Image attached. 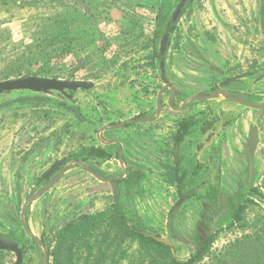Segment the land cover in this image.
<instances>
[{"label": "rangeland", "instance_id": "obj_1", "mask_svg": "<svg viewBox=\"0 0 264 264\" xmlns=\"http://www.w3.org/2000/svg\"><path fill=\"white\" fill-rule=\"evenodd\" d=\"M159 2L0 0V81L27 76L69 80L74 74V80L93 83L88 91L78 90L72 95L66 92L69 98L59 93L44 95L42 100L33 99L36 95L30 92L0 95V235L17 239L24 248V264L38 263L36 247L14 219V213H20L26 197L51 165L85 147L100 145L95 135L104 125L154 114L162 84L160 60L152 74L142 69L139 61L144 54L143 42L155 32ZM165 14L169 17L170 12L165 10ZM263 14L264 0H192L171 32L164 61L166 76L178 88L180 99L210 94L224 81L241 77L244 85L237 91L242 90L246 100L264 102V80L256 82L264 73ZM162 34L157 38V51ZM99 37L109 44L110 54L100 58L99 45L90 54L81 49ZM67 47H71L72 55H65ZM112 48L118 55L115 60ZM61 50L64 54L58 57ZM75 57L83 60L84 69L75 70L81 66ZM250 73L254 75L246 78ZM93 74L98 77L92 78ZM21 96L29 98L27 103L19 101ZM162 100L156 121L106 133L125 139L126 157L141 167L145 177L144 195L139 198L133 193L130 207L121 210L129 226L152 229L148 231H158L159 237H165L166 215L177 200L175 186L169 185L164 176L174 165L172 136L179 120L193 117L200 121L196 138L188 141L190 154L202 168H208L212 150L220 151L221 158L229 163L223 171H235L236 180L243 178L240 190L245 192L236 215L230 219L222 216L207 253L197 264L219 260L238 240L264 239V110L218 97L191 102L185 110L176 112L167 106L166 98ZM77 112L89 120L81 121ZM208 124L211 127L202 133ZM252 126L257 128L258 144L246 180L245 144ZM109 152L112 159L98 164L100 172L107 175L119 171L115 150L109 148ZM222 188L226 194L223 198L239 189L236 184ZM113 206L110 186L76 168L31 205L29 225L38 238L42 233L47 236V248L51 249L57 229L84 214ZM102 239V235H95V253L87 259L82 257L77 264H97ZM110 241L101 244L105 251L107 245L110 247L100 264L112 261L119 240ZM120 244L126 253L123 256L119 250L114 258L124 257L127 262L129 257H138L134 252L136 242ZM187 255L185 249L176 253L179 261ZM14 262L13 253H0V264Z\"/></svg>", "mask_w": 264, "mask_h": 264}, {"label": "flooded vegetation", "instance_id": "obj_2", "mask_svg": "<svg viewBox=\"0 0 264 264\" xmlns=\"http://www.w3.org/2000/svg\"><path fill=\"white\" fill-rule=\"evenodd\" d=\"M168 18L169 17H167V14H165V10H162L159 19L157 20V24L159 26V31L157 32V38H159V35L164 32L166 28V24L170 19ZM252 75L254 74L251 73L247 74L246 78L252 77ZM263 76L264 73L261 76H259L257 79ZM161 82L162 84L160 88L164 84L162 80ZM242 82H243V78L241 77L233 78L231 80H227L219 84L216 88L212 90V92L216 90H223L228 93H231L234 96L246 98V95L244 94V92L242 93V90L241 92L237 91L238 88L243 86L244 83ZM256 82L259 81L256 80ZM165 83L168 86L175 87L177 93L167 88L162 93V99L166 98V104L168 106L167 103L168 98L170 97V94H173L172 97L173 106L175 108H178L184 99H180L178 88L168 78L165 79ZM218 97H220V95H218L217 98ZM162 102L164 104L163 100ZM101 138L103 140H108V139H112L113 137L107 136L106 133L104 134L101 133ZM115 138L121 140L125 146L124 151L122 153V162L126 167L125 171L120 167L117 160V153L121 149L120 143L103 145L98 141L100 143V145L98 146H102L104 148L112 147V149L115 150V158H116L115 160L118 163L119 171L115 174H109V175L103 174V175H105L106 177H111V176L118 177L117 179H114V182L116 183V187H117V202L115 205V200H114V206L117 212L121 214V210L123 208L126 209L130 207L133 193H136L139 196V198H141L142 195H144L142 183L145 181V177L144 174L142 173L141 167L138 166L135 161L128 159L126 157L127 143L125 139L117 138V137ZM173 144H174V149H173L174 161L181 168L180 177L177 182V185L180 186V189H177L175 187V194L177 200L170 207L166 215V221L163 228V230L165 231V237L163 239L167 240L170 243L169 247L171 249L172 255L173 254L176 255L177 251L185 249L188 251L187 258H189L190 256L194 255L197 250L202 248L204 244L208 241L209 237L214 234L215 230L217 229V224L221 221L222 216H224L225 219L227 218L230 219L231 216L236 215L237 211L241 206V201H242L241 195L245 193L244 191L240 190L242 183L241 181L244 179L242 178L241 181L236 180L235 177L237 173L235 171L224 172L222 170L221 154L220 151L216 153V151H214L216 149L212 150L213 154L209 155L207 161L208 168H202V166H200V164H198V162L195 160L196 157L193 156L194 154L193 153L190 154L188 141H186L187 147L184 146L182 147V145H179L174 141ZM59 161H63L62 165L57 167L49 176L45 177L49 169ZM73 161L85 162L91 167V169H95V170L99 169L98 162H95L91 159L84 160L80 154L67 156L65 158L57 160L51 165V167L42 176L41 180H39V183L37 184V188L32 192H36L37 190L45 186L50 180H52L55 176H57ZM109 161L110 160L103 162H109ZM247 164L248 166L245 171L247 172V175L244 174V176H246L245 178L246 180L248 178L247 177L248 172L250 171L251 168L248 159H247ZM73 168H78V167L73 166ZM233 175H235V177ZM234 184H236V187L239 189L232 194H228L227 198H223L222 195H226V194L225 192H223L222 187H232V185ZM45 211L46 208H44V212ZM28 213L29 210L27 211V213L24 214L25 223L27 225H29L30 223ZM14 219L18 220L20 228L25 233L22 227L20 213L19 214L14 213ZM122 221L125 222L126 225H129L128 222H126L127 220L125 221L122 220ZM136 229L148 233H152L157 236L160 235L158 234V231H154V232L148 231L152 229H147V228L146 229L136 228ZM0 238L10 239L17 242V239L9 235H0ZM39 239L42 242L43 247L45 248V251L47 253L48 250L47 241H46L47 236H45V234L42 233L40 234ZM175 244H177V246ZM18 245L22 251V255L24 256V248L20 245V243H18ZM34 245L36 247V252L34 255H36V257L38 258L37 264H42V249L35 242ZM22 264H24V258Z\"/></svg>", "mask_w": 264, "mask_h": 264}, {"label": "trees", "instance_id": "obj_3", "mask_svg": "<svg viewBox=\"0 0 264 264\" xmlns=\"http://www.w3.org/2000/svg\"><path fill=\"white\" fill-rule=\"evenodd\" d=\"M178 2L179 0H160L159 8L157 11V20L160 16L162 5L165 4V10L168 11V14L170 12L169 17H171V14L176 8ZM191 2L192 0L188 1L187 8L189 7ZM262 26L264 28V15ZM173 29L174 26L170 27L169 31L172 32ZM97 43H99V47L102 50L100 52V58H103L104 55L106 56L110 54L111 49L109 50V44L107 46L106 40L100 37L94 38L93 40L87 42L81 49L88 50V54H90V51L94 46H96ZM68 45L69 43L67 44V46ZM113 51L114 54L112 58L113 60H115L118 55L114 49ZM64 53L65 55H72L71 47H67ZM64 53L63 50H61L58 57H61V55L63 56ZM88 58L89 55L87 58H85V61ZM100 58L97 61H99ZM75 59L77 60L78 64L79 62H81V66L77 67L75 70L84 69L86 67L81 58L75 57ZM152 59L156 60L157 62L161 60V57L158 55L157 50L154 51ZM97 69H99L97 71H101L100 68ZM73 75L74 74H71L68 79L74 80L75 77ZM93 75L94 76H92V78L98 77L95 74ZM53 78L58 77L54 76ZM69 93L70 95L73 94V92ZM34 94L36 96L33 99L42 100V97H44V94ZM37 95H39L40 98H37ZM18 99L24 104L29 100L28 97L23 96L19 97ZM77 115L80 117L81 121H85L86 119L89 120L88 118L82 116L81 113L78 114L77 112ZM142 117H144V115L137 116V118ZM199 121L200 120L195 121L193 117L182 118L181 120H179L176 124V131L173 136V141L185 147L186 144H182L183 142L189 141L192 138H196L194 134L197 133ZM210 127V124L205 125L201 129V132L204 133ZM109 148H104L101 146H90L83 148L78 154H80L84 160L91 159L95 162H98L99 164L103 161L112 159L113 155L109 152ZM180 173L181 168L179 167V165H177V163H175L174 166L168 168V172L164 175L165 181L169 185L175 186L177 189H180V186L177 185ZM122 220L125 221V217L119 214L115 206H113L110 209L84 214L76 218L75 220L66 223L65 225L57 229L54 233V244L51 249L47 250L48 264H77L82 257H85L87 259L96 251L92 244V238L95 235L103 236L102 241L99 242V248L97 250V264H100L103 258L106 257L105 252L109 250L110 247V245H107L105 251L104 247H101V244L104 241L109 240H112L109 243L114 242L115 240H119V242L115 245L114 253L111 254L112 258H110L112 261L108 264H197L207 253L210 244L213 241V235H211L204 246L197 250L194 255L186 258L183 261H179L173 257L169 246L156 242L154 239L142 234L135 233L132 228L129 225H126ZM126 241L136 242L137 248L136 250H134V252L139 254L137 258H135V256L132 258L128 256L130 259L127 260V262L124 257L114 258V254L119 252V250H121V254H123L124 256L126 251L124 248L120 247V243ZM1 252L4 251H0V253ZM50 259H53V262H51ZM211 264H264V239L257 238L250 240H238L229 246V248L224 252L222 258Z\"/></svg>", "mask_w": 264, "mask_h": 264}, {"label": "water", "instance_id": "obj_4", "mask_svg": "<svg viewBox=\"0 0 264 264\" xmlns=\"http://www.w3.org/2000/svg\"><path fill=\"white\" fill-rule=\"evenodd\" d=\"M189 0H179L176 8L171 14L170 19L168 20L166 24V28L161 36L160 42H159V49H158V55L161 57L160 63H159V70H160V77L161 80L164 82L163 86L159 89L157 95H156V100H155V112L152 116L149 117H144V118H130L126 119L120 122H117L115 124H109V125H104L96 133V137L98 141L103 144V145H111L114 143H120L121 144V149L117 153V160L120 165V167L125 171L126 167L122 162V153L124 151V143L116 138L108 139V140H103L101 138V133L105 131H114L117 129H121L127 125H133V124H146V123H151L154 122L158 119L161 110L163 108V102H162V93L165 89L169 88L171 91H176L175 87L173 86H168L165 83V79L167 78L166 76V68H165V56L167 53V47H168V41L169 37L171 35V32L169 31V28L172 26H175L180 19V17L183 15L185 10L187 9V3ZM159 19V18H158ZM159 31V26L157 24V32ZM264 79V76L261 77L259 80ZM93 88V83L90 81H80V80H64V79H53V78H47V77H38V76H27V77H18L14 79H8L5 81H0V95L4 93H11V92H21V91H27L31 93H36V94H44V95H49L51 93H59L63 94L67 98L68 96L66 92H76L78 90H83V91H88ZM177 95V94H176ZM220 95L222 101L226 102H231L234 104H237L239 106H243L246 108H250L253 110H264V102L262 103H257V102H252L249 100H246L243 97H237L234 96L226 91L223 90H216L210 94L206 95H193L190 96L189 98L185 99L182 104L178 107L175 108L172 103V97L173 94H170V97L168 98V106L176 111L180 112L183 111L187 108L188 104L191 102H205V101H211L218 99L217 96ZM258 144V131L256 127H251L248 132V138L246 141V152L248 156V162L250 167L253 164L254 161V156L256 152ZM63 161H59L55 165H53L49 171L46 173L45 177L49 176L57 167L62 165ZM73 166H76L86 173H88L90 176H92L95 180L101 183L108 184L112 190L113 197L115 200V205L117 202V187L116 183L114 182V179H117L118 177H106L101 173L99 170H93L91 167L81 161H73L71 162L64 170H62L57 176H55L52 180H50L45 186H43L41 189L37 190L36 192L30 193L27 197L25 202L22 204L21 210H20V217H21V223L23 230L25 231V234L33 240L39 247L42 249V264H47L48 263V256L45 251V248L43 247L42 242L40 239L33 233L32 228L30 225H27L25 223V217L24 214L27 213L31 205L35 202H37L39 199H41L48 191L49 189L56 184L58 181H60L67 172H71L75 170ZM132 230L137 233V234H142L144 236H147L149 238L154 239L156 242L165 244V245H170V243L155 235L152 233H148L142 230H138L136 228H132ZM0 251H5L9 253H13L15 255V262L14 264H22L23 263V255L22 251L19 248V245L16 241L10 240V239H2L0 238ZM173 257L176 260H179L175 254H173Z\"/></svg>", "mask_w": 264, "mask_h": 264}, {"label": "crops", "instance_id": "obj_5", "mask_svg": "<svg viewBox=\"0 0 264 264\" xmlns=\"http://www.w3.org/2000/svg\"><path fill=\"white\" fill-rule=\"evenodd\" d=\"M156 32H157V20H156V28H155V32L153 31V33H152V35H150L149 37H147L146 38V41L145 42H143V48H144V51H143V56L141 57V60L139 61V64L141 65V68L142 69H147L148 70V72L150 73V74H152V71L156 68V66H157V61L156 60H153L152 59V55H153V53H154V51L156 50V42H157V34H156ZM110 44H111V42H110ZM113 44V43H112ZM97 45H99L98 43L96 44V46ZM95 47V46H94ZM110 50V49H109ZM114 50H116V48H114ZM86 51V53H89V51L88 50H85ZM260 79V78H259ZM259 79H257L258 81H262V80H264V79H261V80H259ZM81 80V79H80ZM242 83H244V82H242ZM244 85V84H243ZM159 91V90H158ZM158 93V92H157ZM157 95V94H156ZM155 100H156V98H155ZM235 117V116H234ZM236 118V117H235ZM234 119V118H233ZM235 120V119H234ZM252 127H254V126H252ZM101 128V127H100ZM251 128V127H250ZM249 128V129H250ZM249 129H248V132H249ZM99 129H97L96 130V133H97V131H98ZM107 132H112V131H105V132H103L102 134H104V133H107ZM175 134V133H174ZM174 134H173V136H174ZM96 136V135H95ZM173 136H172V138H173ZM97 138V137H96ZM117 138H122V136H119V137H117ZM247 138H248V134H247ZM247 141V140H246ZM185 144H186V141L184 142ZM183 143V144H184ZM95 147H99V146H95ZM102 147V146H101ZM183 147V146H182ZM110 148H112V147H110ZM245 149H246V144H245ZM76 154H78V153H76ZM127 154V153H126ZM221 163H222V170H224V165H226V168H227V166L229 165V163L228 164H226V160H223L222 158H221ZM174 165H175V161H174ZM173 165V166H174ZM99 168V167H98ZM76 169V168H75ZM97 170H100V169H97ZM74 171V170H73ZM69 172H67L66 173V175L68 174Z\"/></svg>", "mask_w": 264, "mask_h": 264}]
</instances>
